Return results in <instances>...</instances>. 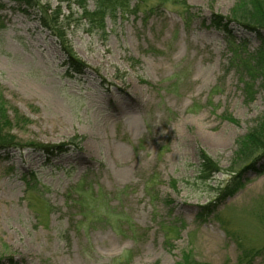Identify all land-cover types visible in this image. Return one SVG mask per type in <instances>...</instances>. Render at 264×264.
Instances as JSON below:
<instances>
[{"label":"rangeland","instance_id":"1","mask_svg":"<svg viewBox=\"0 0 264 264\" xmlns=\"http://www.w3.org/2000/svg\"><path fill=\"white\" fill-rule=\"evenodd\" d=\"M157 1L128 0L100 33L73 24L67 40L90 69L72 78L34 16L0 1L1 134L21 145L81 138L50 161L33 148L0 151V264H175L184 252L237 264L242 249L264 248V173H245L233 196L197 219L228 182L238 139L264 117L263 85L246 98L231 62L233 47L248 59L260 40L211 26L235 0H160L150 11ZM199 152L221 169L208 184L195 181ZM93 194L112 217L87 214ZM252 264H264V251Z\"/></svg>","mask_w":264,"mask_h":264},{"label":"trees","instance_id":"2","mask_svg":"<svg viewBox=\"0 0 264 264\" xmlns=\"http://www.w3.org/2000/svg\"><path fill=\"white\" fill-rule=\"evenodd\" d=\"M5 1L13 2L25 16L33 15L39 26L56 40L63 56L65 76L69 78L82 76L90 69L86 64L77 59L67 40V33L70 27L78 23L80 26L82 25V27L86 28L88 32H103L104 20L108 15L113 16L116 12L124 13L129 7L128 0H58L54 8L49 6L47 0ZM89 3H92V9H89ZM166 3L167 1L158 0L156 3L157 7H150V11H153V8L161 9ZM177 5L182 7L184 3L181 2ZM137 7L134 6L132 12L136 11ZM210 24L216 30L224 32L227 37H231L232 35L230 27L235 26L247 33L256 35L260 40L259 48L248 59H238V52L241 47L236 46L231 49V62H238L241 78L243 79L242 93L246 98L252 100V87L254 83L260 80L264 87V66L261 67L262 59H264V39L261 36V32L264 31V0H235L229 17L223 18L214 15ZM4 114L5 112L0 107V151L2 153L15 149L33 148L43 153L47 161H50L71 149L78 148L81 142V138L76 136L68 142L58 145H21L15 143L14 139L1 134L4 131L3 129H8V125H5L7 122ZM224 118L227 119L226 117ZM236 146L237 148L229 169L226 170L229 180L225 185L217 189L216 198L200 208L201 213L197 214V219L200 221H204L209 217L215 210L216 205L234 195L237 189L242 186L241 177L245 173L251 171L264 173V165L257 168V164L264 161V117L256 121L253 127L243 137L238 139ZM198 160L199 167L195 181L201 184H208L215 175L221 172V169L216 162L203 152L198 153ZM31 184L34 187L36 186L34 173L25 182L28 191L32 187L30 186ZM172 186L173 188L175 187L174 184ZM89 205L90 211L87 214L91 217L109 219V217L113 216V213L108 212L107 208L99 201L97 194L91 196ZM165 230L169 234H177L179 232V228H174L173 226L165 228ZM262 250L264 251V248L261 250L242 249L237 264H252L253 260L263 253ZM2 260L0 258V263ZM128 262L129 259H126V257L113 260V264H128ZM7 263L11 264L12 259H7ZM175 264L200 263L193 258L191 253L184 252L180 260Z\"/></svg>","mask_w":264,"mask_h":264}]
</instances>
